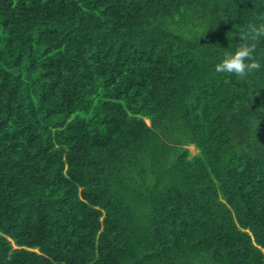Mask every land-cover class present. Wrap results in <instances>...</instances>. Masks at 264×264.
<instances>
[{
	"label": "trees",
	"instance_id": "trees-1",
	"mask_svg": "<svg viewBox=\"0 0 264 264\" xmlns=\"http://www.w3.org/2000/svg\"><path fill=\"white\" fill-rule=\"evenodd\" d=\"M262 22L0 0V264H264V39L245 78L213 67Z\"/></svg>",
	"mask_w": 264,
	"mask_h": 264
},
{
	"label": "clouds",
	"instance_id": "clouds-1",
	"mask_svg": "<svg viewBox=\"0 0 264 264\" xmlns=\"http://www.w3.org/2000/svg\"><path fill=\"white\" fill-rule=\"evenodd\" d=\"M238 35L242 42L231 47L229 45L220 52V58L213 66L215 72L245 78L252 70L261 67L255 59V52L256 42L264 39V22L251 26L246 35Z\"/></svg>",
	"mask_w": 264,
	"mask_h": 264
},
{
	"label": "rangeland",
	"instance_id": "rangeland-1",
	"mask_svg": "<svg viewBox=\"0 0 264 264\" xmlns=\"http://www.w3.org/2000/svg\"><path fill=\"white\" fill-rule=\"evenodd\" d=\"M188 149H189V151L191 152L192 155L197 153V150L193 146L188 147Z\"/></svg>",
	"mask_w": 264,
	"mask_h": 264
}]
</instances>
